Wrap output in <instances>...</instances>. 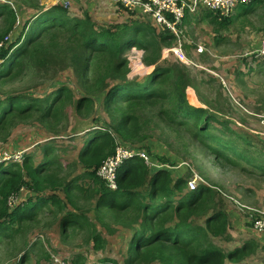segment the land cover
Instances as JSON below:
<instances>
[{
	"label": "trees",
	"instance_id": "16d2710c",
	"mask_svg": "<svg viewBox=\"0 0 264 264\" xmlns=\"http://www.w3.org/2000/svg\"><path fill=\"white\" fill-rule=\"evenodd\" d=\"M256 1L239 4L235 14L220 20L211 10H206L204 16L217 32L235 17L252 12ZM19 6L22 7L17 9L19 7L13 3H0V84L20 77L23 71L31 68L39 81L50 77L53 89L39 96L32 91L19 90L0 95V147L18 122L26 123L34 117L47 131H57L59 125L66 126L69 107L77 116L85 114L88 117L96 112L95 106L101 104L110 122L103 124L100 117L93 114L97 122L93 128L95 136L79 158L89 157L94 161L91 174L94 181L102 185L98 199V204L103 202L102 225L108 226L110 219L115 225L134 229L123 264H153L155 261L160 264H242L257 246L247 240L225 250L214 242V238L227 240L229 237L227 216L222 205L217 207L210 186L200 183L185 193L186 176L170 169H159L149 178L150 170L138 156L118 166L114 190L95 174L101 162L115 152L118 142L131 146L133 142L143 141V148H135L145 150L151 159L177 165L182 159L175 152L170 150L174 157L171 159L150 151L146 144L150 137L140 133L142 126L151 122L157 129L170 128L175 140L181 138V131H186L191 139L189 144L181 143L184 153L196 144L220 163L238 166L248 175L254 170L264 175L260 149L251 150V143L229 126L227 111L218 106V101H209L200 93L199 85L208 87L214 79L197 84L180 62L160 63L163 61L162 48L172 45L176 37L168 30L157 32L144 14L147 20L138 15L137 20L131 22L107 25L95 22L86 10H82L81 16H75L69 8L58 4L45 8L38 0H19ZM189 18L185 12L183 22ZM213 38L215 45L222 40L218 33ZM134 46L143 50L139 66H153L144 80L127 76L134 69L127 59L134 53ZM67 69L72 70L76 79V90L67 81H57V75H63ZM189 86L199 94L205 108L191 104L197 103L191 89L187 92L191 103L188 102L186 89ZM78 87L81 88L79 92ZM155 122L159 123L155 126ZM161 143L166 147L171 142ZM253 150L256 153H252ZM26 152L19 163H0L4 173L9 174L0 187V205L5 204V215L9 214L8 195L20 187L39 189L38 167L32 166ZM24 175L29 177L30 183L23 179ZM90 240L95 249L103 248L106 243L95 225ZM73 261L82 264V260ZM98 264L118 263L105 258Z\"/></svg>",
	"mask_w": 264,
	"mask_h": 264
},
{
	"label": "rangeland",
	"instance_id": "374dc122",
	"mask_svg": "<svg viewBox=\"0 0 264 264\" xmlns=\"http://www.w3.org/2000/svg\"><path fill=\"white\" fill-rule=\"evenodd\" d=\"M258 1L253 3L254 10L252 12L245 16L235 17L229 22L227 27H221L217 32L214 31V28L209 24L206 25V23L197 21L198 15H202L207 9L200 8L197 12L190 14L189 16L192 18L182 24L180 40L182 41L183 50L187 58L192 61V63L186 64L179 61L175 58L171 50L167 53L165 59L159 62L162 64H170L173 61L180 62L183 64L185 72L188 73L191 80L197 82V84L201 83L202 80L204 82L205 80L214 79L215 81L212 80L208 83V87L199 85L200 93L208 98L209 101H215V103L218 101V106L227 111L228 117L230 118L229 121H231L229 126L236 134L241 135L244 141H249L251 143V150L256 148L260 149L261 157L264 161V57H257V53H259L258 51L260 49V42L264 36V1ZM2 2L13 3L16 5V8L19 7L17 9L22 7L19 6V0H0V3ZM43 2L50 3V0H38V4L45 7ZM75 2L76 5H74V7L78 9L80 1L77 0ZM69 11L71 15H74L72 13H75L73 12L75 10ZM126 12L127 14L121 13L118 15L127 19L136 17L131 15L134 14L133 12L129 10ZM128 14L130 17H128ZM233 14H235V11ZM145 19L147 20V18ZM94 21L99 24H107L96 19H94ZM1 24L2 21L0 19V26ZM203 24L205 26H202ZM108 25L111 24L109 23ZM216 33L222 37L218 45L213 43V36ZM9 38L12 39L10 36ZM198 45L202 46L203 52H194L193 49ZM133 48H135L136 52L132 53L127 59L129 60L128 65L134 67V69L129 71L127 76L129 79L137 78L136 80H144L153 66H139V64L142 63L143 50L136 46ZM135 68L139 70H135ZM62 74L63 75H57V81H67L66 83L76 90V79L72 76V70H64ZM33 75L34 70L27 68L20 77L0 84V95L3 96L7 92H12L14 90L22 92L32 91L35 93V96L49 94L53 89V87H51L53 83H50L52 81L50 77H45L39 81ZM55 83L56 82H54V84ZM77 91H81V88L78 87ZM218 92H221L222 95L219 96ZM192 95L195 99L193 93ZM227 99L228 102H226ZM194 105L197 106L196 104ZM94 110H96V112L93 114L100 117L101 123L106 125L109 124L110 117L102 108L101 104L96 105ZM218 115L221 116L222 114ZM68 118L69 120L67 122L70 121L67 126L68 133L66 132L67 134L63 136L67 135L68 137L69 133L74 131L77 126L81 128L87 124L86 115L77 116L72 107L68 109ZM154 120L158 121L155 118ZM158 123L159 122H155V126ZM39 127L40 125L36 123L34 117H31L26 123L18 122L15 124L12 128L13 134L17 133L16 135L20 137L18 140H14L10 150L25 149L21 148V146H26L31 139H35V137H33L35 133H39L43 128ZM152 128L156 127L149 122L146 126H142L140 134L146 133L147 138L150 137L148 140L154 139L166 144L171 142L168 143L169 146L166 147L169 151L171 150L179 155L182 159L179 160V162H184L187 167L183 172V176L189 179V177L195 173L201 180L198 185L203 183L206 185L212 184L211 186L216 187L217 189H214V191L217 203L223 206L226 200H231L234 204V209H238L242 214L244 226L251 229L250 217L264 214V177L261 172L254 170L253 174L248 175L246 172L241 171L238 166L229 165L225 162L220 163L214 160V156H208L206 153H203L202 150L200 152V148L198 147L192 148L190 146L189 150L184 153L185 150L182 148L181 143L185 142L189 144L191 139L188 134H186V131H181V138L175 140V134L170 128L164 127L162 130ZM10 137L11 138L8 137L5 142H2L1 145L7 143L15 136ZM141 143H143V141L133 142L129 145H131L132 148H143ZM240 145L243 146V143ZM252 153H256V150H253ZM243 185H248L247 187L250 188L246 189ZM238 187L243 188L240 190ZM241 191H245L244 193L246 196H241ZM107 222L109 227L113 224L110 219H108ZM113 225L111 226L114 227ZM114 229V234L110 236L104 234L106 243L104 244L102 252L100 254L93 253V256L87 261H93L94 264H97L101 256L104 255H108L120 263L123 261L132 230L119 226L114 227ZM35 232L41 233L39 230ZM38 233H35L32 237L30 236L27 241L33 242L37 240V242L41 241L44 245L46 239L41 234L36 235ZM82 240L81 238H76L73 243L78 247L80 246V241L83 242ZM214 242L226 250L230 249L228 248L229 245L224 246L226 241L217 238ZM60 253L62 254L51 251V255H58L62 262L70 264V255L67 252L61 251ZM256 255L254 264H264V248L262 245L261 249L256 251Z\"/></svg>",
	"mask_w": 264,
	"mask_h": 264
},
{
	"label": "crops",
	"instance_id": "0c3cea01",
	"mask_svg": "<svg viewBox=\"0 0 264 264\" xmlns=\"http://www.w3.org/2000/svg\"><path fill=\"white\" fill-rule=\"evenodd\" d=\"M50 1V3L43 2L45 8L53 5V0ZM75 1L77 0H72L69 7V10H75L73 11L75 13L72 14L81 16L82 10H86L93 19L100 20L103 23H107V25L109 23L121 24L131 22L137 20L138 15L145 19L142 13L136 11L133 12L134 14H131L136 16L135 18H122L118 14H127V10L120 8L113 0H79L80 5L78 9L74 7V5H76ZM20 13L22 15L24 14L23 11ZM204 13L198 15L197 21L206 23V25L209 24L213 27L204 16ZM187 14L190 15L192 13L187 12ZM128 17H130L129 14ZM191 18L192 17H190L189 20ZM124 19L127 20L123 21ZM186 22L187 21H182V24ZM152 25L155 26L154 23ZM202 26L205 25L203 24ZM156 29L157 32L162 31L159 28ZM172 45L162 48L161 60L165 59L168 53L167 48L172 47ZM193 50L197 53L195 48ZM188 89L192 90L197 103H191L189 101ZM77 97L78 95L75 96V98ZM186 97L188 102L192 105L196 104L197 106L206 107L200 99L199 94L191 86L186 89ZM93 118V114L86 117L87 124L81 128L77 126L76 129L72 131L73 133H69L68 137L67 135H63L68 133L67 126L70 121L66 122V126L59 125L57 131H47V129L42 128L39 133H35L33 136L35 137L34 140L31 139L28 145L21 146V148L27 149L26 156H28L29 161L33 164L32 166L38 167L37 175L40 181L38 184L39 189H25L22 191L18 195L17 207L12 211L7 208L8 215H5L6 209L3 206L5 204L0 205V264H51V251L59 254H62L60 253L61 251L67 252L70 255L69 259L72 264H75L73 263V259L82 260V264H94L93 261L89 262L87 260L93 256V253L100 254L103 248L95 249L93 247V243L90 240L93 225H95L96 230L105 240L106 237L104 234L109 236L114 234V227L118 226L132 230L133 234V228L115 224H111L114 227L110 225L109 228L108 226L102 225L103 202L98 204V199L99 197L101 198L102 185L100 182L94 181V176L91 174L94 169V161L89 157H83L82 160L79 158L81 152L87 148L89 142L95 136L93 128L97 123ZM41 127L40 125L39 128ZM16 134L17 133L13 134V130H11L9 138H11L10 136L15 137L1 145L0 149L12 148L14 140H18L20 137ZM146 144L149 146L151 152L157 155L169 156L171 159H174L171 152L163 143L156 140H149ZM191 147L195 148L198 146L192 144ZM207 155L209 156L210 154ZM90 157H93V155ZM19 162L20 161H18V163ZM161 163L170 166L167 162L161 161ZM186 168L184 162H178L177 165L171 167L149 169V178L159 169H170L174 171L175 174L183 176V172ZM262 176L264 177V175ZM8 178L9 174L4 173V170L0 168V187ZM23 179L30 183L28 176L24 175ZM211 185L208 186L213 189L214 201H216L217 198L214 189L217 188ZM99 186L100 191L98 190ZM243 186L246 189L250 188L247 187L248 185ZM238 188L242 190L243 187ZM184 191L186 193L191 190H187L185 186ZM244 192L245 191H241V196L243 195V197L246 196ZM219 206L220 204L217 203V207ZM233 206L234 204L231 200H226L222 206L227 216V235L229 238L227 240L222 237L218 238L226 241L224 246L229 245V250L240 246L247 240L254 242L257 246L255 252L247 256L241 262L242 264H254V259L257 256L256 251L261 249V245L264 248V238L253 228L249 229L244 226L242 214L238 209H234ZM106 219L107 218H105V220ZM111 228L113 231H111ZM36 230H39L41 233L35 232ZM35 233H38L36 235L41 234L45 237L46 243L44 245L41 241L37 242V240L33 242L27 241V239L35 235ZM76 238L83 239V242L80 241V246L78 247L73 243ZM215 239L217 238H214V241ZM105 258L111 259L108 255H104L101 256L98 263H101ZM117 263L123 264V262L120 263L119 261ZM155 263L158 262L155 261L153 264ZM226 264L230 263L226 262Z\"/></svg>",
	"mask_w": 264,
	"mask_h": 264
},
{
	"label": "built area",
	"instance_id": "2783aa9c",
	"mask_svg": "<svg viewBox=\"0 0 264 264\" xmlns=\"http://www.w3.org/2000/svg\"><path fill=\"white\" fill-rule=\"evenodd\" d=\"M72 0H53V5H61L63 8H69ZM120 8L129 10L131 12H140L149 17L155 24L156 28L160 30H168L172 35L176 37L172 47L167 48L168 52L171 50L174 53L176 59L183 63H192L190 61L182 46L180 40L182 21L185 12L197 11L200 7L207 10L214 11L218 14V19L225 18L233 14L238 4L246 3L249 0H113ZM135 51V48H133ZM195 51L197 53L203 52L202 46H196ZM257 53L258 57H264V36L260 42V49ZM25 149L10 150L0 149V163H10L21 161ZM138 156L142 158L145 164L151 168L171 167L172 165L163 164L157 160H153L149 157L147 152L143 149L132 148L131 146H123L121 143H117L115 152L108 155L98 166L96 170V176L103 180L108 188L114 190L117 187L116 174L118 166L126 159ZM183 163V162H182ZM194 173V172H193ZM200 177L194 173L186 181L187 190H193L200 182ZM25 188L20 187L18 191L11 193L7 197V206L9 210L18 205V195L24 191ZM251 228L257 233L261 234L264 238V214L250 217ZM50 260L53 264H65L58 257V255H51ZM72 264V263H70Z\"/></svg>",
	"mask_w": 264,
	"mask_h": 264
},
{
	"label": "clouds",
	"instance_id": "9594fccd",
	"mask_svg": "<svg viewBox=\"0 0 264 264\" xmlns=\"http://www.w3.org/2000/svg\"><path fill=\"white\" fill-rule=\"evenodd\" d=\"M184 1L188 2L189 0H184ZM246 3H247V2H246ZM241 4H242V3H241ZM238 5H239V4H238ZM200 8H203V7H200ZM200 8H199V9H200ZM199 9H198V10H199ZM205 9H206V8H205ZM235 9H236V8H235ZM198 10H197V11H198ZM197 11L190 12V11L187 10L186 12H189V13H192V14H193V13H195V12H197ZM234 11H235V10H234ZM195 49H196V48H195ZM26 150H27V149L25 148V151H26ZM157 161H159V160H157ZM159 162H161V161H159ZM149 169H154V168H151V167H150ZM197 186H198V185H197ZM193 190H194V189H193ZM16 207H17V206H16ZM16 207H14L13 209H15ZM7 208H8V210H9V207H8V206H7ZM13 209H11V211H12ZM50 255H51V254H50ZM50 262H51V260H50ZM51 264H53V263L51 262Z\"/></svg>",
	"mask_w": 264,
	"mask_h": 264
},
{
	"label": "bare ground",
	"instance_id": "6f19581e",
	"mask_svg": "<svg viewBox=\"0 0 264 264\" xmlns=\"http://www.w3.org/2000/svg\"><path fill=\"white\" fill-rule=\"evenodd\" d=\"M51 2V1H50Z\"/></svg>",
	"mask_w": 264,
	"mask_h": 264
}]
</instances>
